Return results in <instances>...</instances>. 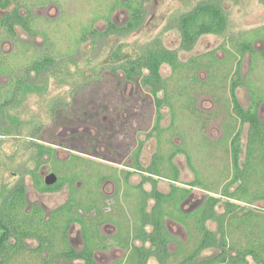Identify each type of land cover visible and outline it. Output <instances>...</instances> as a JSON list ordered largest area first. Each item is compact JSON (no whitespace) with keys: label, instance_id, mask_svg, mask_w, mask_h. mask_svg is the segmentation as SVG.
Wrapping results in <instances>:
<instances>
[{"label":"rangeland","instance_id":"374dc122","mask_svg":"<svg viewBox=\"0 0 264 264\" xmlns=\"http://www.w3.org/2000/svg\"><path fill=\"white\" fill-rule=\"evenodd\" d=\"M203 1L145 0L147 16L141 29L125 38L112 37L98 47L91 40L80 44L77 41L84 27L98 15L103 19L96 22L94 27L101 31L106 29L104 18L107 16L118 25L127 23L129 15L124 9L114 8L111 13H106V4L114 0L104 4L97 0H66L64 7L69 10L66 15L62 7L52 5L48 0L36 1L33 13L42 17L37 28L47 31L52 38L49 37V46L58 56L57 69L46 79L44 89L22 92L17 102L7 110L17 121L12 124L9 122V135L0 137V185H13L24 175L27 185L25 209L31 213L39 207L44 208L46 219L41 237L27 238L24 247L10 252L5 264H87L83 260L70 259L67 256L70 249L88 251L91 255L90 264H126L130 247L124 241L125 234H120L118 225L115 227L109 219L98 223L87 212L88 205L93 201L98 204L100 200H103L101 205H105V199L117 193L120 172L134 171L135 150L139 142L145 141L147 134L152 132L158 116L162 117V140L159 142L155 134L146 142L140 157L143 168L151 163L159 150L165 159L170 155L167 153L182 150L172 158L179 173L178 184L196 186L192 189L193 199L184 209L205 203L210 195L221 197L226 184L233 179L230 142L239 124L234 117L229 87L237 60L234 54L236 46L230 41L233 38V43H236V38L243 33L249 36L256 49L254 56L248 53L243 58L241 76L246 85L235 93L240 107L247 111L253 105L254 94L257 98L264 96V4L261 0H224L230 18L231 35L226 38L203 36L192 52H181V37L177 30L170 29V25ZM33 3L34 0H11L5 12ZM95 10L100 14L95 13ZM16 32L15 39L0 40V57H10V63L7 64L17 70V66H25L34 53L48 51V45L46 37L40 33L28 34L22 28ZM155 38H161L168 48L180 51L177 72L169 65H162L159 70L167 86L158 95L167 103L161 109L156 107L150 92L143 89L142 85L129 82L122 72L114 73L110 68L101 72L99 79L89 78L102 63L110 60L112 50L121 48L123 52L131 53L136 45L146 44ZM71 51H75L72 59L66 56ZM211 80L215 82L213 85L210 84ZM8 83V76L0 75V86ZM209 85H212L213 91ZM6 88L1 87L0 103L4 101ZM76 88L82 90L74 96ZM186 93L195 101L190 108L184 104ZM59 99L69 105L62 110L64 113L61 117L58 113L51 115L49 109ZM262 100L258 113L260 119L264 120V98ZM248 131L249 125H245L241 132V169L246 161ZM33 134L38 139H32ZM165 140L171 145L168 151L163 150L164 155L160 146ZM33 141L48 150L41 159L37 148H27ZM98 148L104 154L101 157L94 151ZM51 173L57 175L58 181L54 187L45 189L46 178ZM198 177L203 185L198 183ZM132 180L134 183L140 182L141 177L135 176ZM159 181L160 190L168 192L171 183L165 179ZM239 184L236 182L232 185L230 191L237 190ZM255 185L252 183L250 193L256 192L258 188L259 191L264 190V177L258 188ZM90 193L93 195L90 196ZM242 196L248 198L250 195ZM227 202L252 209L255 215L261 216L260 229L254 231L264 240V201L251 199L247 205L222 197L216 208L218 214L226 211ZM244 213L238 211L236 214L241 218ZM71 218H80L87 227L77 223L70 229L68 222ZM238 221L243 224L241 219ZM168 226L186 244L185 249L194 246L195 241H189L184 227L174 222L168 223ZM207 227L217 232L218 223L209 221ZM89 229L97 237L94 241L84 237ZM193 235L196 236V233ZM247 239L240 233H234L229 236L228 242L233 246L238 240L244 249L249 244ZM146 247L151 246L148 244ZM169 250L175 253L178 244H170ZM220 252L217 248L204 250L197 264ZM231 254L236 255V251ZM247 260L248 264H260L252 257ZM149 264L158 262L152 258Z\"/></svg>","mask_w":264,"mask_h":264},{"label":"trees","instance_id":"16d2710c","mask_svg":"<svg viewBox=\"0 0 264 264\" xmlns=\"http://www.w3.org/2000/svg\"><path fill=\"white\" fill-rule=\"evenodd\" d=\"M223 1L205 0L173 21L170 29L177 30L181 37L180 51L192 52L203 36L214 35L226 38L227 35H231L230 18ZM261 1L264 4V0ZM125 5L130 10L129 23L124 27L109 24L108 35L125 36L139 29L144 23L145 12L141 2L134 5L128 2ZM18 18L20 17L18 16ZM236 39V43H233V38L232 42L230 41L237 47L234 51L237 60L235 61V69L229 87L234 104V117L239 124L230 142L233 179L225 187L222 196L250 203L251 199L264 200V190L259 191L257 187L264 177V120L260 119L258 113V106L263 101L264 96L257 98L254 94L253 105L247 111L239 105L235 94L236 90L246 85L241 76V64L248 53L254 56L256 49L253 47V42L250 41L249 36L242 33ZM180 51L167 49L162 46L160 39H156L141 47L138 58L135 61L128 62L123 69L129 80L134 83L141 80L142 85L150 86L153 95L157 97L159 92L167 87L165 81L159 75V70L162 65H169L177 72L180 65ZM226 53L229 54L228 50H226ZM57 58L58 56L52 54L50 48L48 51L35 55L25 66L24 64L17 66V70L13 66L7 67L5 63L0 62V73L10 76V83L6 86L5 101L0 103V117L2 119H4L5 107L10 102L17 100L19 92L44 87L43 85L51 75L50 73L57 69L55 68L58 63ZM214 83L213 80L210 81V84L213 85ZM212 85H209V87L213 91ZM185 95L187 96L184 99L185 107L190 108L195 101L191 99L190 94L186 93ZM157 102L161 105L163 101L157 98ZM64 106V102L56 101L52 106L54 107L53 112H57L61 117L64 113H62ZM247 124L249 125V131L246 161L243 169H241V132ZM7 127L9 128L8 125H0V136H5L8 133ZM31 138L38 139L35 134ZM27 148L28 150L37 148L40 159L48 151L43 145L35 141ZM198 181H200L199 178ZM236 182L240 183L238 189L231 194L229 192L230 187ZM252 183H255L258 188L255 193H250ZM47 188L45 187V189ZM189 192L190 190L186 188L173 186L169 195H163L156 187L151 193L145 194L146 200H155V206L151 213L146 212L145 207L143 213L140 212L136 218L132 234H125V242H130L132 239L133 241L140 240L144 244L142 247L133 245L126 264H149L152 258H155L158 264H197L199 255L209 248H217L221 252L211 259L202 261L201 264H248V257L255 258L260 264H264V240L260 238V234H256V231H254V229H260L259 219L261 216L255 215L252 209L242 208L231 203L226 205V211L223 214H218L216 208L221 203V198L216 196H210L197 211L185 214L182 212L180 205L188 197ZM251 194H254L253 197ZM242 195H250L251 199L244 198ZM26 197L27 187L22 179L13 185H0V264H5L6 257L13 249L24 247V241L27 238L41 237L44 219L40 214H37V211L27 213L25 209ZM166 204L169 205V211L166 209ZM246 209H248L247 212ZM238 211H245L241 218L236 214ZM167 217L177 221L187 230L189 241H195L191 249H185L186 244L170 234L165 221ZM75 219L81 220L80 218ZM238 219H241L243 224H239ZM209 221L218 223L217 232H213L207 227ZM70 222L71 220L68 222V226H70ZM148 226L154 227L151 232L147 230ZM194 233H196V236L193 235ZM234 233H240L245 239L248 238L249 244L246 248H241V243L238 240L233 243V246L229 245V236ZM147 243L151 244L150 248L145 247ZM172 243L178 244V250L175 253H171L169 250ZM232 251H236V255H232ZM67 256L72 260L79 259L87 264L91 263L90 254L85 251L77 252L70 249Z\"/></svg>","mask_w":264,"mask_h":264},{"label":"flooded vegetation","instance_id":"af4514ba","mask_svg":"<svg viewBox=\"0 0 264 264\" xmlns=\"http://www.w3.org/2000/svg\"><path fill=\"white\" fill-rule=\"evenodd\" d=\"M10 1L11 0H5V2H3L2 0H0V40H2V39H15L17 37V32H16L17 29L18 28H22L28 34H36L37 35V34L40 33L42 36H45L46 39H47L46 43L48 45L46 48L49 49L50 48L49 45L51 44L52 38L50 37V35H49V33L47 31L39 30L37 28L39 23L42 21V17H39V16L37 17L33 13L35 8H36V6H34L36 1H40V0H34V3L31 4V6H29V5L28 6L27 5L17 6L12 11L5 12L6 9L7 10L9 9ZM64 1H66V0H48V3H51L52 5H58V6L62 7L63 8L62 11H64V14L65 13L67 14V12L69 10L67 11V9L64 7ZM98 1H101V3L104 4V2L110 1V0H97V2ZM128 2L130 4H132V5L137 4L138 2H141L143 10L145 12L144 14H145V20H146L147 9H146V6H145V0H114V2H112L110 4H106V13H111V11H113L114 8L124 9L129 15V19H128L127 23H125L124 25H118V24L114 23L113 21H111V18L109 16H107V17L104 18V19H106V22H107L106 29L104 31H101V30L96 29L94 27L96 22H98L100 19H103V17L98 15V16L95 17L93 22H91L89 25L84 27V29L82 30V33H81L82 36H81V38L78 39L77 44H80V42H85V41L91 40L93 42V44L98 47L99 45H101V43L105 42L106 40H108V39H110L112 37L125 38V37L133 34L134 32H137L138 30H140L141 27L144 25L145 21H144V23L142 24V26L139 29H137L133 33L126 34L125 36L117 35V34H109L108 35V33H107V31L109 29V24L116 25L117 27H124V26H126L129 23L130 18H131L130 10L125 5ZM101 3H100V5H101ZM67 4H68V2H67ZM23 12H25V13H23ZM97 12H98V10H95V13H97ZM98 14H100V13L98 12ZM17 15L20 18H18ZM54 23H55V21H54ZM54 26H57V25H54ZM49 37L51 38V40L49 39ZM156 39H160L161 40V38H155L154 40H156ZM2 41H4V40H2ZM152 41H150V42H152ZM150 42H148V43H150ZM148 43H146V44H148ZM52 44L54 46H56V44L53 41H52ZM146 44H143V45H140V46L136 45L134 50L131 53H125V52L122 51L121 48H118L117 50H115V49L112 50V52L110 54V56H111L110 60L105 62V63H102V65L98 68V70L96 72H93L94 74L89 76V78L92 77L94 79V78L98 77V79H99L100 78L99 75L101 74V72H104V71H106V70L111 68L114 73H117V72L124 73L126 79L129 82H132L131 80H129L127 78V75H126V73H125L123 68L126 67L128 62L135 61L138 58L139 49L141 47H143L144 45H146ZM162 46H164L165 48L169 49L163 43V41H162ZM75 51L74 52L71 51L69 53H66V56L69 57L70 59H72ZM181 52H184V51H181ZM40 53H43V52L38 51V53H34V56L37 55V54H40ZM52 54H55V53L52 52ZM9 58L8 57L7 58L6 57H0V62H3V63L6 64L7 67H10L9 64H7V63H10V59L11 58L10 59ZM179 59H180V52H179ZM146 73H148V72H146ZM0 75H7V74H1L0 73ZM7 76H8L9 83H10V76L9 75H7ZM140 82H141V80H140ZM140 82L135 83V84L142 85V82H141V84H140ZM132 83H134V82H132ZM8 84L6 86H8ZM86 84H87V82H85L84 85H86ZM6 86H0V94H1V91H2L1 87L3 88V87H6ZM43 86L44 87L39 88L37 90L44 89L45 88V84ZM142 87H143V89H145L146 91L151 93V96L154 99V102H156V107L161 109L162 106L167 105L165 100H163L160 97H158L160 92L157 95V97H155L153 95V93H152V88L150 86H143L142 85ZM80 90H82V88H76L75 89L76 92L74 93V96ZM25 91H36V90H23L22 92H25ZM22 92L18 93L19 94L18 97L21 96ZM157 98L159 100L163 101L161 105H159V103L157 102ZM4 101H5V98H4ZM56 101H62V100L59 99V100H56ZM56 101H54L49 106L51 115H55L57 113V112H53V108L54 107H52L56 103ZM16 102H17V100H15L13 102H10L9 105L7 107H5V114L3 115L4 119H2L0 117L3 126H5V125L9 126V128L7 127L8 128V133L5 136H0V137L8 136L9 135V131L11 129L10 128L11 127L10 123L12 124L14 121L15 122L17 121L14 118H12L9 115V112L7 111L8 108L11 107V104H15ZM67 106H69V105L65 103V106L63 107V110H65ZM54 110H56V109H54ZM161 120H162V117L158 116V118H157V120H156V122H155V124L153 126L152 132L150 134H147V138H146L145 141L139 142V144L137 146V149L135 150V155H136V157L134 159L135 162H134V165L132 166V169H134V171L122 170L120 172V174L118 176L119 179H120V186L118 188L117 193L108 196V198L105 199V202H106L105 205H101V202H103V200H100L98 204L93 201L92 203H90L88 205L89 209H88L87 212L91 213L90 216L94 217L96 221H99L98 223H103L104 221H106V219H109L111 222H113V225L115 227H117V225H118V232L120 234H130V235L132 234V228H133V225H134V223L136 221V218L139 216L140 212L143 213L145 207H146V209H145L146 212H148V213L152 212V209L155 206V200L154 199L146 200L145 199V194L146 193H151L153 191L154 187H156V189L160 193H162L163 195H169L173 186H178V187L186 188V189L190 190L188 197L180 205V208H181L182 212H184L185 214H190V213H193V212L197 211L199 208H201L206 203L208 198L210 196H212V195L208 196L207 199L205 200V203H203V204L200 203V205L195 207V208H194V206H195L194 205V206H191L189 208L186 207V209H184V207L186 205H188L190 203V201L193 199L194 194H193V190L192 189L195 188L196 186L194 184H189L188 186H182V185L178 184L179 183V181H178L179 180V173H178L177 167L173 163V159L172 158H174V156L177 153L182 152V150L177 149L176 152L167 153V154H170V155L168 157H166V159L163 156H161L162 154L160 153V150H159L158 153H155V156L152 158L151 163L147 167L143 168V166L140 163V157L143 154V149L146 147V142L149 141L153 136H155V134H156V137H158V141L159 142H161V140H162V134L164 133V130L162 129V126H161ZM0 140H1V138H0ZM89 141H90V139H89ZM94 144H96V143H94ZM169 145H171L170 142L168 140H165V141H163L162 146H160V149L162 151L163 150L164 151H168V148H170ZM94 151L97 152L98 157H101V156L104 155L99 150V148L97 150H94ZM164 151H163V154H164ZM232 162H233V160H232ZM165 163H167V165ZM172 171H173V173H172ZM0 172H1V169H0ZM51 174H54V173H51ZM135 176H140L141 177L140 182H136V183L133 182L132 179H134ZM198 176H199V174H198ZM21 179L23 180V183H25L24 175L19 180H21ZM159 179H165V180H168L171 183L170 190L168 192H162L160 190V188H159V183H160ZM101 181H102V179L100 180V182ZM198 183L203 185L201 179H200V181H198ZM228 184H226V186ZM52 186L54 187L55 184L52 185ZM52 186H49V185L46 184V187H52ZM26 187H27V185H26ZM230 190H231V187H230ZM230 190H229V192L231 194L236 192V190L234 192H231ZM92 195H93V193H90V196H92ZM220 196L221 197H218V196H216V197L221 198V199H222V197H224V196H222V194H220ZM245 196H247V195H245ZM242 197H244V196H242ZM248 198L251 199L249 196H248ZM229 199H232V198H229ZM233 200H235V199H233ZM259 200H262V199H259ZM236 201L243 202V203H245L247 205L250 204V203H246L245 201H240V200H236ZM262 201H264V200H262ZM227 204H228V202H227ZM166 209L168 211L170 210L169 209V205L166 206ZM36 211L38 212L37 214H40L43 217V219H46L45 218L46 215H45L44 208L42 209L41 207H39V208L34 209V210L30 211V212L34 213ZM108 216H110V217H108ZM165 221H166L167 229L170 232V234L172 236H174L175 238L180 239L179 237L175 236L176 234H173L170 231L168 223L174 222L175 224H177L181 228H183L184 226L179 224L177 221L172 220V219H170L168 217L165 219ZM83 222L84 221H82V220H76L75 218H71V222H70V226L69 227L71 229V226L73 224H77V223L78 224H82L83 227H87V226L84 225ZM149 228H151L153 230L154 227L153 226H148L147 227V230L149 232H151L152 230H149ZM183 229L186 230L185 228H183ZM90 230L91 229L88 230L87 235H84V237L88 238V240L91 239V240L94 241V239L97 238V237ZM137 243H140V245H138ZM128 244H129V247H130L131 250L133 248V245L137 246V247L144 246V244L140 240H134L133 241L131 239V241L128 242ZM148 244H150V243L145 244V247ZM150 246H151V244H150ZM72 250H75V249H72ZM75 251H77V250H75ZM82 251H85L87 254H89L88 251H86V250H82ZM82 251H77V252H82ZM129 254H130V251H129ZM89 258L91 259V255L89 256Z\"/></svg>","mask_w":264,"mask_h":264},{"label":"water","instance_id":"95a60500","mask_svg":"<svg viewBox=\"0 0 264 264\" xmlns=\"http://www.w3.org/2000/svg\"><path fill=\"white\" fill-rule=\"evenodd\" d=\"M57 176L55 174H50L47 178H46V184L49 186H52L54 184L57 183Z\"/></svg>","mask_w":264,"mask_h":264}]
</instances>
